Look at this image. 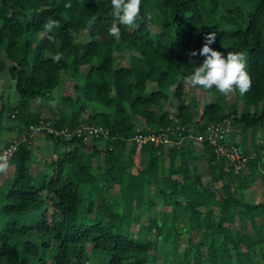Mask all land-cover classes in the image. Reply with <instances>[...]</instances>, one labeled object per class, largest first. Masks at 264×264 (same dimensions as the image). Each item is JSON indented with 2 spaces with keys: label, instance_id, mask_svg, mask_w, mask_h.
I'll use <instances>...</instances> for the list:
<instances>
[{
  "label": "trees",
  "instance_id": "16d2710c",
  "mask_svg": "<svg viewBox=\"0 0 264 264\" xmlns=\"http://www.w3.org/2000/svg\"><path fill=\"white\" fill-rule=\"evenodd\" d=\"M66 2L0 0V71L15 90L9 126L24 131L0 174V264H264V141H255L264 137V0H142L141 15L152 19L121 26L119 40L108 35L110 0ZM48 17L59 27L45 34ZM212 32L214 50L244 53L252 83L244 95L213 89L198 108L183 82L204 59L190 53ZM122 51L127 64L115 61ZM64 76L73 94H58V116L45 118L32 105L54 96ZM42 119L107 133L38 134L55 154L38 169L29 125ZM217 123L232 127L231 138L239 132L231 142L244 167L234 169L206 139V126ZM159 128L172 144L136 146L135 133ZM180 135L202 136L208 183L194 144ZM12 140L2 138L0 149ZM137 148L143 165L133 168ZM249 181L259 184L257 201L237 193Z\"/></svg>",
  "mask_w": 264,
  "mask_h": 264
},
{
  "label": "clouds",
  "instance_id": "9594fccd",
  "mask_svg": "<svg viewBox=\"0 0 264 264\" xmlns=\"http://www.w3.org/2000/svg\"><path fill=\"white\" fill-rule=\"evenodd\" d=\"M84 3V0H78ZM112 7V22L108 28V35L119 40L121 38V26L129 29L138 27V21L147 22L152 19L151 13L145 10L141 15L142 0H110ZM66 8H71V0L65 3ZM59 27L57 20L48 17L42 25L45 34L52 33ZM69 35L75 38L76 33L70 30ZM216 33L212 32L204 37L202 48L192 51L190 56H202L203 62L199 66H194L190 75L184 77L185 84L190 88H203L209 94L213 89L223 96H229L235 91L240 95L246 94L251 88V76L247 71V62L244 53L228 51L227 56L210 45L215 42ZM47 39L53 41L54 37L48 35ZM63 58V53H56L52 59L59 62ZM191 63H195L194 61ZM9 168L8 158L0 155V174Z\"/></svg>",
  "mask_w": 264,
  "mask_h": 264
},
{
  "label": "rangeland",
  "instance_id": "374dc122",
  "mask_svg": "<svg viewBox=\"0 0 264 264\" xmlns=\"http://www.w3.org/2000/svg\"><path fill=\"white\" fill-rule=\"evenodd\" d=\"M0 57L2 56L0 55ZM127 57H128V53L123 52V51L117 52L115 56V61L122 63V64H127L128 62ZM81 67L84 70L86 66H81ZM154 86H155V82L149 81V80L147 81L148 89ZM183 87L186 90V93L189 95V98L191 97V99L196 103L198 108H201L205 103H207L208 101L212 99L211 94L205 92L202 88H199V87L190 88L185 84V82H183ZM64 93L71 94V95L73 94V79L69 76H64L62 78L60 85L54 92V96L48 97L47 99H43L41 100V102L35 103L32 106L33 108L39 109L42 113V116L45 118L54 117V116L56 117L58 116V113H59V104L57 103V95L64 94ZM14 98H15V90H14L13 80L8 76L6 69L4 71H0V136L5 135V133L6 134L11 133L12 135L16 133L12 128L9 130L8 129L6 130L7 126L10 127L9 125L16 123V120L13 119V116H12L13 110L12 111L10 110L11 106L14 103ZM174 108L175 106L173 105L171 106L169 110L173 111ZM139 122H140V119H139ZM214 125L220 126V124L218 123ZM231 128L232 127L228 124H224L222 126V130H224V135L226 139L228 141H233V139L235 141H238L239 132H236L234 138H231L229 134ZM171 132L176 133L175 130H172ZM22 133H24V131H22ZM251 138H252L251 132L250 130H248L246 132V144L249 148H252ZM188 140L192 141V143L194 144V148L196 152V162L199 164L202 180L203 182L208 183L209 182L208 167H207V163H206V160L203 154L202 142L197 136H183V135L179 136V141L181 142H185ZM255 141H264V137L261 136L260 133H258L255 136ZM100 146H102V144H100ZM136 146L138 147L139 144L136 143ZM31 154H32L31 161L33 162L32 165L33 167L38 168V169L44 167L46 159L55 155L51 151V145L49 141H47L46 139H43L42 137L38 135H34L32 138ZM131 155L135 160V164L133 168L140 167L143 165V154L138 151V148L135 151V153H132ZM150 188L151 190H153L154 185L151 184ZM236 190H237L238 195L244 199L257 201L261 198L259 184L256 181H249V184L246 187L238 186ZM144 218L145 217H142V219ZM136 227H137V222L132 221L131 228L136 229ZM191 238L194 239V236H192ZM186 239L187 237H184L182 239L181 246L184 244Z\"/></svg>",
  "mask_w": 264,
  "mask_h": 264
},
{
  "label": "built area",
  "instance_id": "2783aa9c",
  "mask_svg": "<svg viewBox=\"0 0 264 264\" xmlns=\"http://www.w3.org/2000/svg\"><path fill=\"white\" fill-rule=\"evenodd\" d=\"M29 135H43V133H54L56 135H82L83 138L88 136H99L100 134H106L107 131L102 126L99 125H86L81 124L75 128L69 129L66 126L63 127H54L47 120H40L35 124L29 125ZM200 140H202L201 135H196ZM206 139L211 143L215 144V151L218 154L224 155L228 161L233 165L234 169H240L244 167L245 158L241 156L238 152L237 147L231 142L228 141L224 135V130L222 126L218 125H207L206 126ZM133 138L135 141L140 144L141 142L152 140L155 142L161 141L165 146H168L173 143L172 139L168 137L166 129L159 128L158 130L151 129L147 131H140L134 134ZM217 138H222L223 141H217ZM18 145V139H13L10 143L0 149V155L8 157L16 149Z\"/></svg>",
  "mask_w": 264,
  "mask_h": 264
},
{
  "label": "crops",
  "instance_id": "0c3cea01",
  "mask_svg": "<svg viewBox=\"0 0 264 264\" xmlns=\"http://www.w3.org/2000/svg\"><path fill=\"white\" fill-rule=\"evenodd\" d=\"M7 129L9 130L10 127L7 126V127H6V130H7ZM13 130L16 132L14 135H12L11 133H10V134H8V133L6 134V133H5V135L0 136V140H1L2 138H6V139H14V138H17V135L23 134L22 131H19V132H18L17 129H14V128H13ZM17 132H18V133H17ZM43 139H44V138H43Z\"/></svg>",
  "mask_w": 264,
  "mask_h": 264
}]
</instances>
